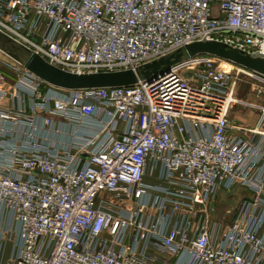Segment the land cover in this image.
Masks as SVG:
<instances>
[{"label":"built area","instance_id":"built-area-1","mask_svg":"<svg viewBox=\"0 0 264 264\" xmlns=\"http://www.w3.org/2000/svg\"><path fill=\"white\" fill-rule=\"evenodd\" d=\"M0 34L73 74L136 71L203 40L264 57V0H0ZM222 63L75 90L0 63V218L17 226L0 229V264H264V76ZM241 77L261 101L228 108ZM234 104L257 117L231 135ZM237 189L251 197L223 225L213 201Z\"/></svg>","mask_w":264,"mask_h":264},{"label":"water","instance_id":"water-1","mask_svg":"<svg viewBox=\"0 0 264 264\" xmlns=\"http://www.w3.org/2000/svg\"><path fill=\"white\" fill-rule=\"evenodd\" d=\"M6 42L10 39L0 34ZM15 46V47H14ZM14 50H6L0 47V51L12 60L20 63L23 67L38 77L46 84L64 90L111 88L133 85L138 78L149 79L159 72L167 70L172 65L179 63L185 58L197 56H210L237 67L252 71L264 76V57L249 52L241 51L216 40L195 41L185 45L167 57L151 62L140 67L136 71L126 70L118 72H97L85 74H73L53 67L37 55L29 54L23 48L14 45ZM17 51L26 54L22 58Z\"/></svg>","mask_w":264,"mask_h":264},{"label":"rangeland","instance_id":"rangeland-1","mask_svg":"<svg viewBox=\"0 0 264 264\" xmlns=\"http://www.w3.org/2000/svg\"><path fill=\"white\" fill-rule=\"evenodd\" d=\"M13 46L14 45L6 42L2 37H0V47H2L3 49L9 50V51L10 50L15 51L14 50L15 46L14 47ZM17 53L20 54L23 58H25L26 56V54H24L21 51H17ZM220 61L224 63V64L222 63L223 67L227 68L228 70H232L233 72L236 71L235 65L225 62L223 60H220ZM2 62H12V60L0 51V63ZM217 63H219V61H217ZM227 64L230 66H228ZM1 68H4V67L1 65ZM255 84L256 83L248 80V78L241 77L240 81L237 82V84H235L231 90V95L229 96L230 100H234L236 98L242 101H249V102L250 101L251 102L261 101V99L259 100L256 99L252 94L251 88L255 89L256 88ZM230 104H231V101L228 102V108ZM239 109L242 112H244L245 110H248L247 108H244V107H240ZM229 111L230 112H228V114L232 118L233 116L231 114V109ZM243 119L246 122H248V125L251 128H253L256 124V117L254 116V113L251 111H247L244 114ZM249 198H250V195L241 189H237L231 194L220 193L217 196V198L213 201L212 207L214 208V212L212 214L223 225H226L232 220L241 201L243 199H249Z\"/></svg>","mask_w":264,"mask_h":264},{"label":"crops","instance_id":"crops-1","mask_svg":"<svg viewBox=\"0 0 264 264\" xmlns=\"http://www.w3.org/2000/svg\"><path fill=\"white\" fill-rule=\"evenodd\" d=\"M3 69H4V72H5L4 75L6 76L7 80L9 82H12L14 80V78H15V75L13 73L9 72L5 68H1V71H3ZM0 90L6 91L7 87L6 86H0ZM10 103H11V100H10V98L8 96H6L1 102L3 107H7ZM240 107H243V106L236 105V104L232 105V107L230 109H231V114H232L233 117L231 118L230 115L228 114L229 126L231 128L230 129V134L231 135L242 134V132L240 131L241 129H245V128L249 129V128H251L248 125V122H246L243 119V116H244V114L247 111L253 112L254 116L257 117V112L255 110L247 108L248 110H245L244 112H242L239 109ZM250 197H251V195H250ZM0 229H2V230L10 229L13 232L17 230L16 224L13 222L12 218L10 217V215L8 213H6V212L0 218ZM10 248H11V243L10 242H6L5 246H4V250H3L4 251V258H6L8 256V254L10 252ZM156 255H157L156 264H164V263H172L173 262V259L171 257H168V256H166V255H164L162 253H158L157 252Z\"/></svg>","mask_w":264,"mask_h":264},{"label":"trees","instance_id":"trees-1","mask_svg":"<svg viewBox=\"0 0 264 264\" xmlns=\"http://www.w3.org/2000/svg\"><path fill=\"white\" fill-rule=\"evenodd\" d=\"M22 58H23V57H22ZM2 73L5 74L4 69H3Z\"/></svg>","mask_w":264,"mask_h":264},{"label":"bare ground","instance_id":"bare-ground-1","mask_svg":"<svg viewBox=\"0 0 264 264\" xmlns=\"http://www.w3.org/2000/svg\"><path fill=\"white\" fill-rule=\"evenodd\" d=\"M228 100L230 101V97L228 98Z\"/></svg>","mask_w":264,"mask_h":264}]
</instances>
